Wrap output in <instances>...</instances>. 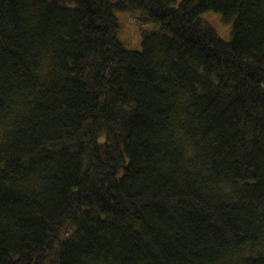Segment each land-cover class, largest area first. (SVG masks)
I'll return each mask as SVG.
<instances>
[{"label":"trees","instance_id":"1","mask_svg":"<svg viewBox=\"0 0 264 264\" xmlns=\"http://www.w3.org/2000/svg\"><path fill=\"white\" fill-rule=\"evenodd\" d=\"M0 264H264V0H0Z\"/></svg>","mask_w":264,"mask_h":264},{"label":"rangeland","instance_id":"2","mask_svg":"<svg viewBox=\"0 0 264 264\" xmlns=\"http://www.w3.org/2000/svg\"><path fill=\"white\" fill-rule=\"evenodd\" d=\"M113 13L119 24L117 38L126 49L140 51L143 33L160 30L159 23L143 21L145 15L142 12L130 13L115 9ZM217 16L213 12H206L201 17L204 20H208L209 18L219 37L227 41L230 39L231 23H222Z\"/></svg>","mask_w":264,"mask_h":264},{"label":"bare ground","instance_id":"3","mask_svg":"<svg viewBox=\"0 0 264 264\" xmlns=\"http://www.w3.org/2000/svg\"><path fill=\"white\" fill-rule=\"evenodd\" d=\"M110 2L114 3L116 0H109ZM214 16V15H213ZM217 18L219 19V17L217 16ZM209 19V18H208ZM227 23H230V22H227ZM119 25V24H118ZM213 25V24H212ZM215 26V25H214ZM119 29V28H118ZM118 33V32H117ZM219 36V35H218ZM118 39V38H117ZM119 41V40H118ZM229 41V40H227ZM120 42V41H119ZM121 43V42H120Z\"/></svg>","mask_w":264,"mask_h":264}]
</instances>
